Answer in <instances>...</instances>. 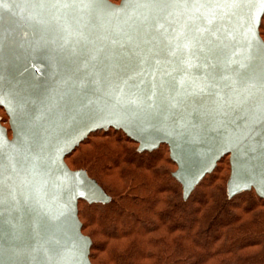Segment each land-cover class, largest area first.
I'll use <instances>...</instances> for the list:
<instances>
[{
  "label": "water",
  "instance_id": "95a60500",
  "mask_svg": "<svg viewBox=\"0 0 264 264\" xmlns=\"http://www.w3.org/2000/svg\"><path fill=\"white\" fill-rule=\"evenodd\" d=\"M224 3L0 0V264H92L79 203L111 198L66 158L98 131L168 146L186 201L226 157L264 200V0Z\"/></svg>",
  "mask_w": 264,
  "mask_h": 264
},
{
  "label": "trees",
  "instance_id": "16d2710c",
  "mask_svg": "<svg viewBox=\"0 0 264 264\" xmlns=\"http://www.w3.org/2000/svg\"><path fill=\"white\" fill-rule=\"evenodd\" d=\"M260 32L264 39V18ZM76 154L72 170L86 171L111 198L79 203L92 264H264V200L254 191L228 197L229 157L186 201L166 145L139 153L111 129L91 134L66 160Z\"/></svg>",
  "mask_w": 264,
  "mask_h": 264
},
{
  "label": "rangeland",
  "instance_id": "374dc122",
  "mask_svg": "<svg viewBox=\"0 0 264 264\" xmlns=\"http://www.w3.org/2000/svg\"><path fill=\"white\" fill-rule=\"evenodd\" d=\"M118 1V0H117ZM121 1V0H120ZM113 3H115V2H113ZM117 3V2H116ZM118 3H120V2H118ZM117 3V4H118ZM0 117L2 118V122H3V124L8 128V118L6 117V115H5V113L3 112V111H1L0 110ZM86 149V148H85ZM77 157V154L74 156V157H72L70 160H66V163L68 164V165H70L71 166V162L75 159ZM221 168H222V174L223 175H227V176H229V171H228V159H226L225 161H224V163H223V165H221ZM71 169H73L72 168V166H71ZM120 184V183H119ZM121 185V184H120Z\"/></svg>",
  "mask_w": 264,
  "mask_h": 264
},
{
  "label": "snow or ice",
  "instance_id": "6c2138e0",
  "mask_svg": "<svg viewBox=\"0 0 264 264\" xmlns=\"http://www.w3.org/2000/svg\"><path fill=\"white\" fill-rule=\"evenodd\" d=\"M242 3H243V0H225L224 6H227L229 8H236V7H240ZM216 7H221V5L217 4ZM256 22H258V17L254 15L252 17V22L249 25L250 32L253 30V27Z\"/></svg>",
  "mask_w": 264,
  "mask_h": 264
}]
</instances>
